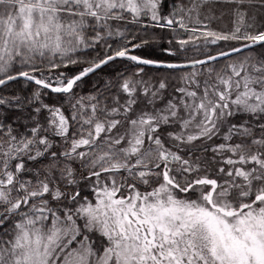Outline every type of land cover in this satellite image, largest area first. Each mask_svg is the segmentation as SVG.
<instances>
[{"label":"snow or ice","instance_id":"obj_1","mask_svg":"<svg viewBox=\"0 0 264 264\" xmlns=\"http://www.w3.org/2000/svg\"><path fill=\"white\" fill-rule=\"evenodd\" d=\"M0 264H264V0H0Z\"/></svg>","mask_w":264,"mask_h":264}]
</instances>
